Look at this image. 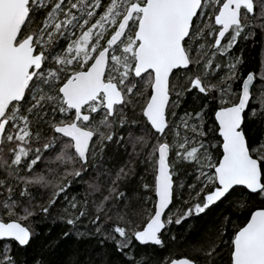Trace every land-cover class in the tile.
I'll return each instance as SVG.
<instances>
[{
  "label": "snow or ice",
  "instance_id": "snow-or-ice-1",
  "mask_svg": "<svg viewBox=\"0 0 264 264\" xmlns=\"http://www.w3.org/2000/svg\"><path fill=\"white\" fill-rule=\"evenodd\" d=\"M256 29L264 35V0H0V264H27L19 254L38 235L34 218L53 213L65 238H95L146 264L134 241L163 247L170 225L225 201L243 219L221 220L197 249L203 264L221 244L227 264H264V72L241 78L243 57L231 55ZM188 93L207 103L177 117ZM122 143L143 153L151 183L133 158L104 167L105 149ZM187 165L195 182L181 211L173 201Z\"/></svg>",
  "mask_w": 264,
  "mask_h": 264
},
{
  "label": "trees",
  "instance_id": "trees-1",
  "mask_svg": "<svg viewBox=\"0 0 264 264\" xmlns=\"http://www.w3.org/2000/svg\"><path fill=\"white\" fill-rule=\"evenodd\" d=\"M60 44L64 45L65 42L60 41ZM231 55L243 57V63L239 67L241 78L246 77L251 72L257 74L264 72V35L261 34L260 29H256V35L253 39L247 41L241 39L232 50ZM224 71L225 69H222L217 73V76H222ZM233 88L239 90L241 88L240 81L234 83ZM205 103H207V100L188 93L177 110V117H182L185 111L192 113L199 111L201 105ZM212 107L214 105H210L206 110V128L212 124ZM252 129L253 136L261 134L262 128L259 122H256ZM121 134L124 135L125 133L122 131ZM152 142L154 143V141ZM136 151L140 152L139 145H137ZM105 152L106 163L104 167L114 170L125 164L130 158H133L131 156V143L127 145L122 143L119 146L111 145L105 149ZM133 159L137 164V176H144L145 182L151 183L150 172L146 171L145 166L139 162L143 159V153H141L139 158ZM172 159L173 155H170V160ZM179 171V180L184 183L185 188L178 193L173 204L175 208L183 211L185 206L182 205L181 201L188 197L189 190L187 186L195 182V175L194 168L191 165L181 167ZM103 182L102 179L101 183ZM132 187H124L122 185V190L131 194ZM40 191L43 192V190ZM72 191L73 194L82 195L86 191V185H76ZM93 198L98 199L99 194ZM225 216H229L237 223L243 219L240 214L235 213L232 205L225 201L202 218L185 221L180 225H170L163 235L165 242L163 247L139 245L138 242L134 241L135 256L138 260L141 257H145L146 264H168L172 259L179 257H188L196 260L199 264H203L205 257L201 252H197V249L207 248L208 244L216 239V229L220 226L221 220ZM85 225H87V220L84 221V225H81V231L84 230ZM33 228L38 233L34 244L26 252L19 254L20 259L26 261L27 264H34L35 260H41L43 264H126L122 254L118 253L111 244H105L101 247L95 238H77L75 235L65 238L63 233L68 228L58 218L57 213H53L52 216L47 218L36 216ZM228 234L230 235L231 231ZM172 236H175L176 239L172 240ZM224 238L226 239L227 237L225 236ZM217 242L219 243V240ZM218 252L219 255L215 258V264H227L228 248L221 244V249Z\"/></svg>",
  "mask_w": 264,
  "mask_h": 264
},
{
  "label": "rangeland",
  "instance_id": "rangeland-1",
  "mask_svg": "<svg viewBox=\"0 0 264 264\" xmlns=\"http://www.w3.org/2000/svg\"><path fill=\"white\" fill-rule=\"evenodd\" d=\"M176 123L179 124V119H176ZM182 134H183V133H182ZM171 140H172V137L169 136V142H171Z\"/></svg>",
  "mask_w": 264,
  "mask_h": 264
},
{
  "label": "water",
  "instance_id": "water-1",
  "mask_svg": "<svg viewBox=\"0 0 264 264\" xmlns=\"http://www.w3.org/2000/svg\"><path fill=\"white\" fill-rule=\"evenodd\" d=\"M251 73H253V72H251ZM180 258H188V257H179V258H174V259H180ZM174 259H172V260H174ZM171 261L168 264H171Z\"/></svg>",
  "mask_w": 264,
  "mask_h": 264
}]
</instances>
